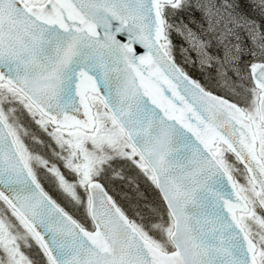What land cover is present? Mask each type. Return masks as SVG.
<instances>
[{
    "label": "snow or ice",
    "instance_id": "snow-or-ice-1",
    "mask_svg": "<svg viewBox=\"0 0 264 264\" xmlns=\"http://www.w3.org/2000/svg\"><path fill=\"white\" fill-rule=\"evenodd\" d=\"M0 264H264V0H0Z\"/></svg>",
    "mask_w": 264,
    "mask_h": 264
}]
</instances>
